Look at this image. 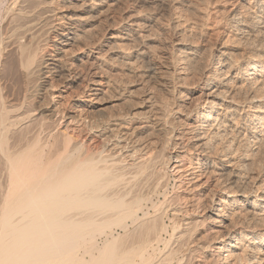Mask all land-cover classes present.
<instances>
[{"label":"bare ground","instance_id":"1","mask_svg":"<svg viewBox=\"0 0 264 264\" xmlns=\"http://www.w3.org/2000/svg\"><path fill=\"white\" fill-rule=\"evenodd\" d=\"M0 264H264V0H0Z\"/></svg>","mask_w":264,"mask_h":264}]
</instances>
